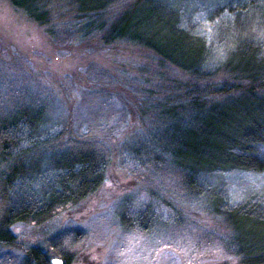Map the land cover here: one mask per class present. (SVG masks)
<instances>
[{
  "label": "rangeland",
  "instance_id": "obj_1",
  "mask_svg": "<svg viewBox=\"0 0 264 264\" xmlns=\"http://www.w3.org/2000/svg\"><path fill=\"white\" fill-rule=\"evenodd\" d=\"M139 1L100 0L86 8L91 12L96 6V15L75 20V3L60 0L49 7L44 20L36 21L8 0H0V119L13 106L45 100L53 104L54 120L65 121L72 133L80 129L92 140L103 128L99 124L112 122L102 135L118 146L106 181L87 199L60 209L42 224L12 225L15 243L0 244V264H31L26 257L31 248L55 253L49 264L54 259L66 262L63 255L69 264H240L234 256L211 249L219 242L217 236L227 238L230 231L204 197L197 203L166 197L172 181L178 180L164 175L149 181L141 168L126 160L122 146L142 129L132 110L136 99L142 95L159 101L174 84L187 82L173 67L157 68L154 55L142 48L117 43L103 47L101 32L89 36L94 27L129 19ZM154 1L206 40L208 69L216 74V82L251 84L247 78L251 72L241 67V53H253L264 65V0ZM118 30L127 33L125 28ZM102 31L107 36L111 28ZM149 90L154 92L149 95ZM3 168L0 164V172ZM204 184L213 195L208 200L221 209L245 207L264 217V173L218 172L208 174ZM161 189L164 197L152 198L151 203L149 191ZM2 196L0 184V215L8 203ZM62 247L67 254L61 253ZM197 247L205 251L197 253Z\"/></svg>",
  "mask_w": 264,
  "mask_h": 264
},
{
  "label": "trees",
  "instance_id": "obj_2",
  "mask_svg": "<svg viewBox=\"0 0 264 264\" xmlns=\"http://www.w3.org/2000/svg\"><path fill=\"white\" fill-rule=\"evenodd\" d=\"M8 1L36 21L44 20L49 7L60 2ZM69 1L75 3L73 18L83 20L89 13L96 15V6L90 7L91 12L86 8L100 0ZM116 21L118 25L116 22L94 27L89 36L101 32L103 47L117 43L142 48L154 55L159 64H154L157 68L173 67L187 78L184 85L174 84L163 92L162 100L142 95L136 99L137 105L132 110L138 113L142 129L122 146H125L126 160L141 168L149 181L153 177L159 181L164 175L178 180L172 181L170 190L160 182L167 189L164 196L184 197L196 203L204 197L209 209L216 215L221 214L230 235L217 236L219 242L211 249L234 256L240 264H264L262 214L254 210L258 212L255 215L245 207L221 209L208 200L213 195L204 184L208 174L218 172L264 173V65L255 61L253 53L244 51L241 67L251 72L247 77L251 84L216 82L213 79L216 74L208 69L206 40L154 0H140L129 19ZM120 27L127 33L118 30ZM108 28L111 33L104 36L102 30ZM156 72L160 77V72ZM255 83L260 84L254 87ZM153 92L149 90L148 94ZM49 103L34 100L13 106L0 119V164L4 166L0 172L1 195L8 201L0 215L1 245L15 243L10 232L12 225L42 224L60 209L87 199L104 184L117 158L118 146L102 135L112 122L99 124L98 128H103L98 129L96 139L92 140L80 129L81 133H72L65 121L54 120L53 104ZM128 142L130 145L126 146ZM175 190L182 195H176ZM160 191H149L151 203L152 198L164 197ZM153 212L159 214L157 210ZM122 226H125L123 222ZM137 226L143 230L141 221ZM192 235L194 238L197 234ZM62 249L61 253L67 254ZM194 251L200 253L205 249L197 247ZM54 254L31 248L26 257L31 264H49ZM63 260L64 264L70 263L65 255Z\"/></svg>",
  "mask_w": 264,
  "mask_h": 264
},
{
  "label": "water",
  "instance_id": "obj_3",
  "mask_svg": "<svg viewBox=\"0 0 264 264\" xmlns=\"http://www.w3.org/2000/svg\"><path fill=\"white\" fill-rule=\"evenodd\" d=\"M52 264H64V262L62 260H60V259H54L52 261Z\"/></svg>",
  "mask_w": 264,
  "mask_h": 264
}]
</instances>
